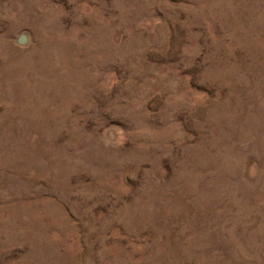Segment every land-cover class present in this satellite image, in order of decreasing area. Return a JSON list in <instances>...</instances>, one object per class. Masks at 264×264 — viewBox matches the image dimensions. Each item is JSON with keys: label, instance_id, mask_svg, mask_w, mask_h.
I'll return each mask as SVG.
<instances>
[{"label": "rangeland", "instance_id": "1", "mask_svg": "<svg viewBox=\"0 0 264 264\" xmlns=\"http://www.w3.org/2000/svg\"><path fill=\"white\" fill-rule=\"evenodd\" d=\"M0 72V264H264V0H0Z\"/></svg>", "mask_w": 264, "mask_h": 264}, {"label": "water", "instance_id": "2", "mask_svg": "<svg viewBox=\"0 0 264 264\" xmlns=\"http://www.w3.org/2000/svg\"><path fill=\"white\" fill-rule=\"evenodd\" d=\"M25 41H26V38H25V36H23V35H21V36L18 38V40H17L18 44H24Z\"/></svg>", "mask_w": 264, "mask_h": 264}, {"label": "bare ground", "instance_id": "3", "mask_svg": "<svg viewBox=\"0 0 264 264\" xmlns=\"http://www.w3.org/2000/svg\"><path fill=\"white\" fill-rule=\"evenodd\" d=\"M211 4V3H210ZM213 6V5H212ZM243 9V8H242ZM262 10V9H261ZM258 11V10H257ZM229 13V12H228ZM227 18V17H226ZM236 19V18H235ZM7 34V33H6ZM99 51V50H98ZM8 62V61H7ZM1 73V72H0ZM14 80V79H13ZM37 81V80H36ZM30 83V82H29ZM58 86V85H57ZM14 100V99H13ZM1 112V111H0ZM31 113V112H30ZM61 115V114H60ZM35 121V120H34ZM19 131V130H18ZM17 131V132H18ZM205 148V147H204ZM233 152V151H232ZM195 155V154H194ZM191 160V159H190ZM194 162V161H193ZM200 162V161H199ZM225 164V163H224ZM195 171V170H194ZM194 184V183H193ZM12 191V190H11ZM186 200V199H185ZM191 202V201H190ZM181 207V206H180ZM158 215V214H157ZM188 239V238H187ZM152 243V242H151ZM244 249V248H243ZM195 253V252H194ZM158 254V253H157ZM168 263V262H167Z\"/></svg>", "mask_w": 264, "mask_h": 264}]
</instances>
